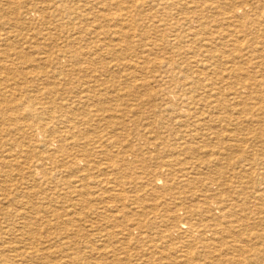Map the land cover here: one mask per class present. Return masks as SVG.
<instances>
[{
  "label": "bare ground",
  "instance_id": "6f19581e",
  "mask_svg": "<svg viewBox=\"0 0 264 264\" xmlns=\"http://www.w3.org/2000/svg\"><path fill=\"white\" fill-rule=\"evenodd\" d=\"M7 1H9V0H7ZM11 1H10V3H11ZM193 2L199 3L198 0H194ZM212 2H213V0L208 1V3H212ZM216 2L218 3L217 5L214 2L215 6L208 8V7H201L202 6L201 4H199L201 6H199V5L188 6V0H29L28 4H24L25 1H22V0H17V1L14 0L12 2L11 6L13 5V3H14V5H21V6H18L12 12L13 14L18 13L15 16H13L17 20L18 23L14 22L13 24H19V25H26L27 24V26H28V25H32L35 23L40 24V25H46V23H50V24H54V25L58 24V26L62 27L64 24H66V23L68 24V22L75 23L77 25L80 33H83L84 35H89L87 39H88L89 43H92V46H90L88 49L83 48L84 46L83 47L77 46L75 44L74 40H72V41L70 40L72 38V37H70V39L68 38L66 41L67 47H65L64 50L61 47H59L58 45L56 48H53V49H50L48 46V47L43 48V50L39 52V54H38L39 56L37 55V57L35 56V57H31V58L27 59L26 53H28V52L22 53L23 50L17 51V48L13 47L14 46L13 42L18 41V40H13V39H9V38H2V40H3L2 44L8 43V42H9V44L6 46L7 47V52L5 53L6 62L0 61V71H4L5 73H9V74L10 73H16V71L19 69V67H22L23 73L25 75L27 74V76H26L27 78L32 77V79L31 78H29V79L34 80V83L37 85V87L38 86L40 87V86L48 83L47 87H44V90L46 89L47 92H43L48 99L50 98V96L53 97L52 95H54L57 92L56 86L60 85V82H58V81L63 80L64 82H66L68 84L71 82V76L73 74L75 75V73H82L81 76H83V74H84L83 78L85 76L87 78L88 77L92 78L93 82L97 83V85H94V87H97V88L99 87V89L96 90L93 88L91 91L90 90L92 87L91 86L89 90L93 93H88L87 95L80 97L81 99H84L83 105H85V107L83 109H81V108H75L74 109L70 106H65V107H63V109H59V111L57 110L60 113L59 117L62 118L59 121V124H62L63 127L62 128L58 127L59 129H55L56 127L52 123V119L50 120L48 118L49 119L48 122H43L42 120L39 119V116L41 115L40 112H42V110L41 111L36 110L37 111L36 112L35 108H34L35 106L33 107L32 105H30L29 104L30 102L28 103L29 105H25L26 104L25 101H22L18 97L16 98L14 96L15 94H12L15 90L12 93H10L12 95H10V96L8 95L9 97L5 96V92L8 91V93H9V91L11 92V90L10 89L5 90V87H2L0 85L1 86L0 87V97H3L2 99H0V123H2V124H0V137L1 136L5 137V136L9 135V138L5 139L4 142L2 144H0V149H3V151L7 152V155L3 158V160H0V161L5 163L6 165H10V166L13 164L16 165L20 162L22 155H27L30 157L31 153L38 149L40 151V154L37 156V158L35 160H33V157H30V158L27 157L28 159L26 161H23L21 164H19V168L23 172H25V178L31 177V176L27 177V174H31L32 170L34 172L38 171L39 169L44 167L45 163L51 162L52 164L55 163L57 165L59 160H61V162L64 164L63 166L70 173L71 172H74V173L86 172L87 173L88 172L87 169H91L92 168L91 166L95 165L94 164L95 163V157L96 156L98 157L97 154L101 153L103 155V157H105V158H108L110 156V154H111L110 152L112 149L111 144H113L112 138H111L112 136L110 137V135L108 136V138L106 137L103 140L98 139L100 141H97V142H95V144H93L91 142V140L95 136L96 132L94 134H92V133H90V130L97 129L98 125L97 126L94 125L95 127H93V129L90 128L91 125L89 123V120L97 119L98 123L101 122L99 124H104L105 126H110L111 124L115 123V121H114L115 117L114 118L111 117L108 120L107 117H105L108 113L113 114L114 110L119 111L118 113L123 118H125V115L133 112V110L136 109L137 106H138L137 107L138 109L141 108V101H142L143 97H145V96L150 99L151 108L149 107V109H150V110H148L149 114H147V115L139 114L137 116L133 115L129 118V120L132 122V125L134 126L132 129L138 130L136 133L138 134L139 137H144L143 133H141V128H142V126L145 127V125H147L151 130L157 131V130H160V129L165 128V127H174L175 124L179 125V124L184 123V122H195L193 128H195V126H197L196 129L201 128V129H205L208 132L207 138H202L204 140L201 141V143H199L200 148L201 149L206 148V149L212 150V147H214L215 145H213V143L211 144L210 142H207L206 140L209 141V139H211L215 135H220L219 133H220L221 129H218L217 126L221 127L222 131H223V130L228 129V127H226V126H228V124H230L229 122H231V121H242V122L244 121V122H247V124H248L247 120H249V119H255L256 118V119H258L257 121H259L260 119L263 120V118H264V94L263 93L257 94V92H258V90H261V91L264 90V61L256 63V62H254V59H252L250 57H248L246 59V61H241V59H240L241 63L234 64L233 68L231 69L232 74H234V76H235V79L233 81L229 82L228 84H225L224 89L216 88V87H214V85H217V84L212 83V85H210L211 86V88H210L211 92L207 90V88H206L207 86L203 82V77H201L199 74L195 75L194 74L195 72H193L190 69L189 70H185V68L183 69V65L185 64V61L183 60V54H185L186 48H187V50L188 49L191 50V48H193L192 45L196 44V41H198V39L200 37L198 35L199 32L203 33V34H206V33L209 34V32H210V34H212V32H211L212 30L210 29L211 27L209 28V25L208 26L206 25V24H209V22L211 20L213 21V24H212V26H213L219 22L218 21L219 18H222V19H224L225 23H228L229 26H237L236 27V28H238L236 31L237 33H239V31H240L243 34H245L246 36H249L253 39L255 38V39H259V40H264V0H217ZM20 7L22 8V11L19 10ZM189 7H193V8H189ZM7 9H9V8H7ZM190 9H194V11H191ZM157 10H162V11H160L161 14L158 13L159 15H161L160 21L166 22L165 31H163V29H162V32H161V40L163 41L162 43H164V50L168 49L169 51L165 52L166 53L165 55H168V56L165 57L164 60L159 61L160 59L158 60V58H157L158 55L155 56L157 59L155 57H153V58H155L156 60L159 61V62H157V64L159 65L158 66V69H159L158 72L161 71L162 73H165V75H162L161 73H158L156 71H149V72L153 73L152 75H148L145 73V71H146L145 68H148V62L150 59L149 56L152 55V54H150V55L149 54H145V55L143 54L146 51L145 50L146 49L145 47L147 46L146 43L145 44L143 43L144 49L143 50L141 49L142 50L141 54H139L140 52L137 54H133V52H132L133 55H136V57H135L136 63L133 65L129 60L128 61H129V63H131L136 68V70L133 71L134 73H131L129 71L132 74V76L134 74L136 77L137 73L140 72L143 74V78H144L143 80L146 84L149 85V84H151V82H156L157 85H160V87L159 88L155 87V89H153V88H150V85L146 86V88H144V93L142 95H140L141 94L140 90H142V89H140V87H139V89H140L139 90L138 88H134V86L132 87L131 85H130L131 88H125L122 86L120 88H117L120 90L122 89L124 91L123 93L122 92L119 93V91L117 92V94L108 92L109 88H111V87L116 88V86H117V85L110 83V81H109V78L114 77L112 75L114 72H113V67L110 66V62H109L110 58L109 57H112V55H113V56H116L118 60H120V59L124 58L125 52H123L124 48L117 47V46H119L118 45L119 42L114 43L115 44V47H114V45H112L113 43L110 44V43L102 41L103 39L100 40L98 38V35L107 33V31H109V28H108L109 25L108 24H112L114 27L119 28L117 33H119L120 35L123 36L122 37L123 41L126 44V48L124 51H129L130 49L132 50L133 49L132 48V40H134L132 38L135 36L134 31H136V24H138V25L142 24L141 28H140L141 32L139 34L140 40H141V37L143 39L148 40V41L150 39H152L151 34L153 35V31H155V30L157 31V29H156L157 27H155L151 24H148L147 21H149V20L152 21L158 16V14H156ZM7 11H9V10H7ZM174 11H176V12H174ZM81 23H88L89 26L80 25ZM195 24H197V25H195ZM219 24L220 23H218V25ZM202 25H204L205 27ZM218 25H216V26L218 27ZM65 28H67V26H65ZM214 28H216V27H214ZM222 28H224V27H222ZM69 29H71V28H69ZM198 30H200V31H198ZM214 30H215V33L217 34L218 30H220V29H214ZM11 31H13V30H11ZM72 31L71 32L69 31V32L70 33L75 32V31L74 32H72ZM103 31H105V32H103ZM61 32L63 33V30ZM38 33L42 34L44 37L45 33H42L40 31H38ZM10 34H11V35H9L10 38L15 37V38L23 39V40H27V38L30 39V37H31V34H29V33L22 35L21 32H18L17 34L11 32ZM110 34H111V32H110ZM49 35H51V34H49ZM116 35H118V34H116ZM232 35H235L236 38L234 40L233 39L230 40V41H232L230 43H232V44L241 43L240 40L242 37L238 38V36H240L239 34H236L234 32V34H231L228 36L230 37ZM62 36H63V34H62ZM204 36H207V35H204ZM122 38H121V40H122ZM206 41H208V40H206ZM152 42H154V41H152ZM227 42H228V40H227V36H226L225 40L221 42V44H223L222 46L227 47L228 46ZM209 43H210V41H209ZM214 43H215V41H214ZM219 44L220 43H218V45ZM54 45L56 46V44H54ZM204 45L205 44H203V46ZM2 46H4V45H2ZM139 46H136L137 50H138ZM149 46H150V44H149ZM156 46L154 45V47H156ZM229 47H230V44H229ZM196 48H198V47H196ZM139 49H140V47H139ZM148 49H149V47H148ZM219 50H221V49H219ZM255 50H257V49H255ZM149 51H150L149 53H152L153 49H151ZM229 51H231V50H229ZM244 51H245V49H244ZM251 51L253 54H262L259 52V50L257 52L254 50H251ZM136 52L137 51H135V53ZM234 52L235 51H233V53ZM127 53H129V52H127ZM153 53H155V52H153ZM206 53H208V51ZM189 55L191 56L192 53ZM104 56H106V57H104ZM129 57H130V55H129ZM108 58H109V60H108ZM233 58H234V56H233ZM112 59L114 60V58H112ZM262 59H264V58H262ZM97 61H100L99 62L100 66L96 65ZM111 62H113V61L111 60ZM29 63H31L30 64L31 68H32L31 70H27L28 68H30V65L28 66ZM113 64H115V62ZM193 64L194 63H192V65ZM207 64H209V63H207ZM17 65H18V67H17ZM44 65H49V67H50L49 73H37V72H35V68H41V67H44ZM229 65H230V63H229ZM128 66L130 67V64H128ZM133 66L131 69H133ZM204 67H205V65H204ZM209 67H212V65ZM198 68L200 69V67H198ZM226 68H224V69H226ZM252 68L256 69V73L259 74L261 78H259V75L258 76L254 75ZM127 69H129V68H127ZM216 69H219V68H216ZM122 70H124V69H122ZM147 70H149V68ZM33 73H36V74H33ZM50 73H52V74L59 73L57 75H59V77L62 75L63 78H53L52 74H50ZM32 74H33V76H31ZM261 75H263V76H261ZM132 76H131V78H132ZM225 76H229V75H227L225 73ZM230 77H232V76H230ZM133 78H134V76H133ZM150 78H152V79H150ZM136 79L137 78H134V80H136ZM124 80H126V78ZM225 80H227V79H225ZM136 81H138V80H136ZM133 82H135V81H133ZM10 84H12V83H10ZM130 84H131V82H130ZM123 85H126V84H123ZM26 88H24V89H26ZM114 91H116V90H114ZM57 94H58V92H57ZM21 95H23V94H21ZM21 95L19 97H21ZM126 95L128 96V99L132 98V100L137 101V103H134L133 101H131L129 99L131 102H133L132 104L126 103L123 108H118L117 104H121L125 100ZM58 96H59V94H58ZM72 98H75V97H72ZM72 98H69L67 101L68 102L71 101ZM34 99H35V96H34ZM59 99H61V98H59ZM55 102H56V100H55ZM60 102H62V101L60 100ZM60 102L58 101V103H60ZM235 102H237V104H235ZM43 103H44V101H43ZM70 103L72 105L73 101ZM115 103H116V106H113ZM144 103H146V102H144ZM231 103H234L235 105L234 104L231 105ZM44 106H45V104H44ZM41 107H43V106H41ZM74 107H76V106L74 105ZM52 110H53V108H52ZM38 112L40 114H38ZM20 113L32 116L33 119L35 118L34 122H38V121H40V122H38V123H33V122L29 123L28 122L27 123L26 121L24 122V120L22 122H19V121H17V117L19 116ZM48 113H50V112L48 111ZM48 116H49V114H48ZM109 117H110V115H109ZM72 118H73V120H71ZM74 119H79L80 124L76 125V122L74 121ZM119 120H120V125H121V122L123 120H121V119H119ZM125 120H126V118H125ZM15 121L18 122V124ZM110 121H112L111 124H109ZM12 122H14V124H13L14 127L11 125ZM55 122H56V120H55ZM223 122H226V123L228 122V124H224ZM217 123H219V124L223 123V124L218 125ZM258 123H260V122H258ZM4 124H8L9 126L3 127ZM215 124H216V126H215ZM260 125H262V124H260ZM232 128H233V126H232ZM123 129H124V134L129 135L130 128L128 127L127 124L124 123ZM146 129H147V127H146ZM244 129L248 130V131H252L254 129V127L252 125L244 126ZM256 129H258V128H256ZM261 129H262V127H261ZM230 132H228V133H230ZM100 133H99V135H100ZM147 133H149V132H147ZM118 134H119V132H118ZM158 134H159V132H158ZM158 134L156 137L158 142L146 143L145 146H139L138 145V146L134 147L135 150L140 151L142 153L143 152L148 153V155H150V156H152V154H151L152 152H154V155H156V153L158 155V152L160 153V151L162 150V146L167 147L164 144V142H162V136H159ZM257 134H259V133H257ZM259 135H263V133H261ZM27 137L30 138V142L26 143L24 139H27ZM201 137H204V136H201ZM141 139H143L144 142H151V140H148V141L145 140L147 138H141ZM214 141H215V139H214ZM224 141H227V140H224ZM139 142H141V140H139ZM114 144H115V141H114ZM134 145H135L134 142H130L127 145V147L130 148V147H133ZM124 147H126V145H122L121 153L122 152L124 153L126 151V149ZM168 147H172L175 149V146H172V145H170ZM198 149L193 144L189 145L188 143H185V151L189 150L191 152H197ZM220 149H222V151H224V150L225 151H233V152L237 151L240 153H246L247 152V150H246L247 146L245 147V145H243L242 143H239V142L232 143L231 141L229 144L225 143L222 147H220ZM118 150H119V148H118ZM255 150L259 151V149H257V147H251V152H254ZM206 151H208V150H206ZM216 151H218V150L216 149ZM209 154H211V153H209ZM263 154H264V152H263ZM242 155H241L240 159H244L243 161H249L250 160L249 158L245 157L244 155L242 156ZM261 158L262 157H260V156L257 157V159L254 157V160L253 159L252 160L257 161L259 159L261 160ZM29 159H31L32 162H28ZM200 159H202V158H200ZM106 162L107 161H105V163ZM202 162L204 163L205 161H202ZM238 162H239L238 160L235 161V163H238ZM205 163L210 165V161L208 159H207V162H205ZM24 164H26L27 167H25ZM106 164H108V163H106ZM103 165H105V164H103ZM176 165H178V164H176ZM221 165L222 164L219 161L216 164L214 170L221 171L223 168V167H221ZM121 166H122L121 167L122 168L121 173L124 175V172L127 171L126 169L128 168V166H127V168H124L123 165H121ZM144 166L146 169L149 168L146 164ZM52 167H54V166H52ZM89 167H91V168H89ZM106 169H108V168H106ZM129 169H131V168H129ZM166 170L167 169H163V172ZM253 171H255V170H253ZM195 172H196V170H195ZM205 172H206V170H205ZM242 172H243V170H242ZM167 174H168V172H167ZM176 175L177 174H175V176ZM181 175L182 174H180V176ZM225 175H228V174L226 173ZM57 177H59V176H57ZM160 177L157 179H159V180L162 179V175ZM88 178H89V174H88ZM237 178H238V176H237ZM77 179H79V178H77ZM142 179L144 180V178H142ZM232 179H233V177H232ZM246 179H247V177H246ZM243 180H245V179L243 178ZM103 181H106V178H104ZM221 183L222 182H216L213 180V182H211L210 185L207 186V188L205 190L204 197L201 200V202L191 200V199L189 202H187L188 197L173 196L174 198H171L170 203L162 204L160 201L159 205H156V206L153 205L152 207H146L145 206L143 209V212L146 215L149 212H151L152 210H154V211L158 210L159 211V214H160L159 216L161 217V221H162V224H160V225H163L165 227V229L161 230L160 227L163 228L162 226L153 225V227H151L150 229L147 228V230H145V227L144 228L143 227H137V228H135V230L134 229L131 230L130 229L131 226H130L129 229H125L128 231V234H130L129 237H127L126 239H129V242L134 241L132 243H134L133 246H135L136 248H140L138 245L140 242L142 243L143 241H144V243L146 241H149V243H150L149 247L156 248L158 245L156 242L157 240L162 241V242L163 241L166 242L165 240L172 241L173 239H181L182 240V238L185 235H187V236H189V238L190 237H193V238L196 237V239L201 241V242H204V243L207 242L208 247H209L208 249L211 250L212 244H214V242H215L214 237L220 236V239L227 241L228 240L227 236H228L230 238L232 237V239H233V241L230 242L231 244L228 246V248H230V250H232L236 253H240L238 258H235V254H232V256L227 255V260H229L232 264H256V263L257 264H264V190L261 189L260 184L253 182L252 186L249 189H247L246 192L240 193V195L239 194L238 195L237 194H235V195L231 194L230 195L229 193H227V191L225 193H224V191H221V192L219 191L218 187ZM156 184L166 185V182L165 183L164 182H156ZM175 185H177V184H175ZM203 188H204V186H203ZM151 189H153V188H151ZM217 189H218V191H217ZM85 190H87V189H85ZM167 190H174V188L172 189V186H167ZM189 190H187V191H189ZM192 190H193V188H192ZM98 191H100V190H98ZM190 192L191 191H189V193ZM173 193L174 192H172V194ZM116 194H117V192H116ZM196 197H197V195H196ZM138 198H140V197H138ZM160 198L164 199V196L161 195ZM117 199H118V197H117ZM121 199H123V197ZM86 201H88V200L82 197L80 199L78 198L73 203V207L78 208V211L76 210V215L77 214L79 215L80 209H82V210L85 209L84 204H86ZM42 202H43V200H42ZM169 204H173L174 206L170 207ZM71 207H72V205H71ZM68 208H70V206ZM68 208H67V211L71 209V208L70 209H68ZM74 211H75V209H74ZM106 211H108V210H106ZM63 212H62V214H63ZM85 212H86V210H85ZM65 213L67 214V212H64V215H65ZM108 213H110V212H108ZM76 215L73 212L71 213V211H70V213H68L65 218L63 217V215L61 218V215H59V213H57L56 216H57L58 220L55 222L56 224L49 223L48 228L52 229V228L56 227L59 233L68 232V230H70L69 227L75 226V223L78 221V220H76V222H75V220H74ZM141 215H143L142 212H141ZM41 219H42V217H41ZM153 219H156V218H153ZM26 225H27V222H25V226ZM115 225H117V223ZM63 226L65 228L68 226L65 231H61V227H63ZM45 227H47V226H45ZM115 227L113 226L114 229H115ZM42 230H44V229H42ZM100 230L102 231V227ZM100 230H97V231L95 230V231L98 232ZM111 230H110V232H111ZM122 230H123V228H122ZM83 232L84 231H82V232L77 231L76 233H73L74 235L72 236L73 237L72 240H71V238L69 239V240H71V242H68L67 243L68 246H66V247L72 249V251L74 250V252L76 254L75 261H77V262L80 261L81 257H82V253H80L82 251L81 250L82 249L81 248L82 242L79 245L75 241V238H76V240H78L80 238L79 233H82V235H83ZM96 232H93L92 234H94ZM133 232H134V234L137 233L139 235H137L136 237L131 236L133 234ZM154 233H156L160 238L157 239L156 235H152ZM86 234H88V233H86ZM110 234L114 235V234H112V232ZM229 234H232V235H229ZM107 237L106 238L104 237V238L107 240ZM83 238H85V237H83ZM85 239H88V238H85ZM197 240H195L194 242H196ZM240 242L243 244H241ZM108 243H110V242H108ZM89 244H91V243H89ZM255 244H259V245H255ZM129 245H131V244H129ZM196 245H198V244H196ZM225 245H228V244H225ZM34 246L35 245H33V247ZM105 246H106V244H105ZM160 246H161V243H160ZM174 246H176V245H174ZM193 246H195V245H193ZM60 247L62 249L65 246H64V244H60ZM171 247H173V246H171V244H170V248ZM134 248H133V250H135ZM161 248H162V246H161ZM186 248H187V246H186ZM219 248H220V246H219ZM221 248H222V246H221ZM90 249H91V247H90ZM94 249H96V248H94ZM107 249L108 248L106 247L105 250L107 251ZM147 249H149V248H147ZM158 249H159V247H158ZM168 250H170V249H168ZM186 250L180 251L181 254L176 256V258H174V259H171L172 257L169 260L166 258H163L166 261L157 260L153 256V254L149 253L148 254L149 256H147L148 261L144 260V262L139 263V264H148V263L149 264H194L195 263L196 264V262H197L196 260L198 258L196 259L195 256H192L191 253L187 252L188 250L187 251ZM217 250H215V251L217 252ZM144 251H146V249ZM191 251H192V249H191ZM232 251H230V253H232ZM165 252L166 251H164V253ZM170 252L168 251V253H170ZM246 252H249V254H246ZM259 252L262 253V255L259 256ZM35 253H36V250L31 252V254H32L31 259L33 261L38 260V253L37 254H35ZM98 253H99V251H98ZM102 253H104V252H102ZM144 253L146 255V252H144ZM78 254L81 255V257H79ZM99 255H101V253H99ZM109 255H110V253H109ZM199 255H200V253H199ZM204 255H205V253H204ZM208 255H209V253H208ZM101 256H98V257L100 258ZM162 256H163V253H162ZM172 256H173V253H172ZM23 257H25V255H23ZM39 257H41V256L39 255ZM102 257L106 258V256H104V255ZM194 257L196 260L194 259ZM83 259H85V257ZM44 260H45V258H44ZM0 261L3 262V264H5V262H8L10 260L6 258V256L3 254V252H0ZM41 261H43V259ZM138 262H141V261H138ZM164 262H166V263H164ZM89 263L90 264H98V263L90 262V261H89ZM119 263L122 264L123 262L120 261ZM20 264H22V263H20ZM32 264H34V263H32ZM100 264H113V263H110L109 261H107L106 259L103 258V261H101ZM203 264H205V263H203Z\"/></svg>",
  "mask_w": 264,
  "mask_h": 264
},
{
  "label": "rangeland",
  "instance_id": "374dc122",
  "mask_svg": "<svg viewBox=\"0 0 264 264\" xmlns=\"http://www.w3.org/2000/svg\"><path fill=\"white\" fill-rule=\"evenodd\" d=\"M10 1L11 0H9V1L0 0V49H1L0 50V61L6 62V60H5V53L7 52L6 46L9 44V42L2 44L3 43L2 38H9V39H13V40H18V41L13 42V45H14L13 47H16L17 51L23 50L22 53L28 52V53H26L27 59L31 58V57H35V56L37 57L39 52L42 51L43 48L48 47V46L50 49H53V48H56L58 45L59 47H61L64 50L65 47H67L66 41L68 38L70 39V37H72L70 40L71 41L74 40L75 44L77 46H81V47L84 46L83 48H86V49H88L90 46H92V43H89V41L87 39L89 35H84L83 33H80L78 30V27L75 23L68 22V24L66 23L62 27L58 26V24L54 25V24H50V23H46V25H40V24L35 23L32 25H28V26H27V24L26 25L13 24L14 22L18 23L17 20L13 17L18 13L13 14L12 12L15 8H17L18 6H21V5H14V3H13V5L11 6V4L14 0H12L11 3H10ZM22 1H25L24 4L29 3V0H22ZM193 1L188 0V6H197V5L201 4L202 6L201 5H199V6L210 8V7H214L215 3H216V5L218 4L216 2L217 0L216 1L213 0L212 3H208L209 0H198L199 3H194ZM7 8H9V9H7ZM189 8H193V7H189ZM7 10H9V11H7ZM19 10L22 11V8L20 7ZM190 10L194 11V9H190ZM160 11H162V10H157L156 14H158V13L161 14ZM174 12H176V11H174ZM160 17H161V15L158 14V16L154 20L147 21L148 24H151V25L157 27L156 29L158 31V32L156 30L153 31V35L151 34L152 39H150L149 41L146 39H143L142 37L140 40L139 34L141 32L140 28H141L142 24L141 25L136 24V31L133 30L135 33V36L132 38V39H134V40H132V48L134 49V50L132 49L133 51L131 49L129 51H124L126 48V44L123 41V38H122L123 36L120 35L119 33H117L119 28L114 27L112 24H108L110 27L108 26L109 31H107V33L98 35V38L100 40L103 39L102 41H104V42H107L110 44L113 43L112 45H114V47H115L114 43L119 42L118 43L119 46H117V47L124 48L123 52H125V56L123 59L118 60L117 57L113 56V55H112V57H109L110 60L108 58V60L110 62V66L113 67V72H114L112 74L114 77L109 78V81H110V83L117 85L116 88L115 87L109 88L108 92L117 94V92L119 91V93H121V92L123 93L124 91L122 89L120 90L117 88H120L121 86L125 87V88H131V86L132 87L134 86V88L139 89V87H140V89H142V90L139 89L141 91L140 95H142L144 93V88H146V86L150 85V88H153V89H155V87L156 88L160 87V85H157L156 82H151V84H149V85L146 84L143 80L144 79L143 74L140 72L137 73L136 77L133 74L134 78H137L136 80H138V81L134 80V78L131 74V73H134L133 71L136 70V68L133 66L136 63V61H135L136 55H133V54H137L139 52H140L139 54H141L142 50L144 49L145 43L147 44V46L145 47L146 51L143 54L144 55L145 54H149V55L152 54L153 55V56L152 55L149 56V58H150L149 62H148L149 70H147L148 68H145L146 74H148V75L153 74L149 71L158 72V70H159L158 66L159 65L157 64V62L164 60L165 57L168 56V55H165L166 54L165 52H168L169 50L168 49L164 50V43H162L163 41L161 40V32H162V29H163V31H165L166 22L160 21ZM218 21H219L218 23H220L219 25H218V23L216 24V25H218V27L216 25L212 26V24H213L212 20L209 22V24H206L207 26L209 25V28L211 27L210 29L212 30L211 31L212 34H210V32H209V34L208 33L203 34V33L199 32L198 35L200 37H199L198 41H196V44L192 45V47L194 49L191 48V50L190 49L187 50V48H186L185 54H183V60L185 61V64L183 65V69L184 68H185V70L190 69L193 72H195L194 73L195 75L199 74L201 77H203V82L206 84V86H207L206 88L208 91L211 90L210 85H212V83L217 84V85L213 84L214 87L224 89L225 84H228L229 82H231L235 79V76H234V74H232V70H231L233 68L234 64L241 63V61H246V59L248 57L254 59V62H256V63L264 61V59H262V58H264V52H263L264 51V43H263L264 40H259V39H255V38L253 39L249 36H246L245 34H243L240 31H239V33H237L236 32L238 29V28H236L237 26H229L228 23H225L224 19H222V18H219ZM80 25L89 26L88 23H81ZM195 25H197V24H195ZM65 26H67V28H65ZM202 26H204V25H202ZM214 27H216V28H214ZM222 27H224V28H222ZM69 28H71V29H69ZM214 29H220V30H218V32L216 34ZM11 30H13V31H11ZM62 30H63V33L61 32ZM38 31L45 33L47 36L44 34V37H43V35L39 34ZM69 31L70 32L75 31L76 33L75 32L70 33ZM198 31H200V30H198ZM11 32L16 33V34L18 32H21L22 35L29 33V34H31V37H30V39L27 38V40L15 38V37L10 38L9 35H11L10 34ZM103 32H105V31H103ZM110 32H111V34H110ZM234 32L236 34L240 35V36H238V38L242 37L241 40L239 39L241 43H239V44L230 43V42H232L230 40H232V39L234 40L236 38V36L232 35L229 37L228 35L234 34ZM61 33L63 34V36ZM49 34H51V35H49ZM116 34H118V35H116ZM204 35H207V36H204ZM226 36H227V40H228V42H227L228 46L223 47L222 46L223 44H221V42L225 40ZM121 38H122V40H121ZM206 40H208V41H206ZM152 41H154V42H152ZM209 41H210V43H209ZM214 41H215V43H214ZM218 43H220V44L218 45ZM54 44H56V46ZM149 44H150V46H149ZM203 44H205V45L203 46ZM229 44H230V47H229ZM2 45H4V46H2ZM154 45L155 46L157 45V46L154 47ZM136 46H139L140 49L138 47V50H137ZM148 47H149V49H148ZM196 47H198V48H196ZM254 48L257 50H255ZM151 49H153V51H152V53H149L150 52L149 50H151ZM219 49H221V50H219ZM235 49L236 50L238 49V50L236 51ZM244 49H245V51H244ZM229 50H231V51H229ZM251 50H254L256 52L259 50V52L262 54H253ZM135 51H137V52L135 53ZM207 51H208V53H206ZM233 51H235V52L233 53ZM127 52H129V53H127ZM132 52H133V54H132ZM153 52H155V53H153ZM191 53H192V55L190 56L189 54H191ZM129 55H130V57H129ZM157 55H158V57H157L158 60L160 59L159 61L156 60L157 58L155 56H157ZM233 56H234V58H233ZM104 57H106V56H104ZM153 57H155L156 59ZM112 58H114V60ZM240 59H241V61H240ZM111 60L113 62H111ZM128 60L133 65L131 63H129ZM204 61L205 62L207 61V62L205 63ZM99 62L100 61L96 62L97 66H100ZM114 62H115V64H113ZM192 63H194V64L192 65ZM207 63H209V64H207ZM229 63H230V65H229ZM30 64L31 63H29L28 66ZM128 64H130V67L128 66ZM204 65H205V67H204ZM211 65L213 68L209 67ZM132 66H133V69H131ZM17 67H18V65H17ZM198 67H200V69ZM127 68H129V69H127ZM216 68H219V69H216ZM224 68H226V69H224ZM31 69L32 68L30 65V68H28L27 70H31ZM122 69H124V70L126 69V70L124 71ZM252 69H253L252 71H253L254 75L258 76L259 74L256 73V69L255 68H252ZM17 71H16V73H10V74L5 73L4 71H0V81H1L0 85L2 87H5V90H8V89L11 90V92L9 91V93H8V91H6L5 96H8V95L10 96L12 94H15L14 96L16 98L18 97L22 101H25V103H26L25 105L30 104L33 107L35 106L34 107L35 111L36 110H38V111L42 110V112H40L41 115L39 116V119L42 120L43 122H48L49 119L50 120L52 119V123L56 127L55 129H59V128L63 127L62 124H59V121L62 119L61 117H59V115H60V113L58 112L59 109H63V107H65V106H70L74 109L75 108L83 109L85 107V105H83L84 99H81L80 97L87 95L88 93H93V92H91L93 88L96 90L99 89V87L98 88L94 87V85H97V83H94L92 78H90V77L87 78L86 76L83 78L84 74H83V76H81L82 73H75V75L73 74L71 76V82L68 84L66 82H64L63 80L58 81V82H60V85L56 86V91L58 92L59 96L61 95L60 97L58 96V94L56 92L54 95H52L54 98L49 95L50 98L48 99L46 97V95L43 93V92H47L46 89L44 90V87H47L48 83L45 85H42L40 87L39 86L37 87V85L34 83V80H31L32 77H28V78L26 77L27 74L25 75L23 73L22 67H19V69ZM35 72H37V73H49L50 67H49V65H44V67L35 68ZM158 73L165 75V73H162L161 71ZM225 73L229 76H225ZM33 74H36V73H33ZM33 74L31 76H33ZM50 74H52V73H50ZM57 74H59V73L52 74L53 78H63L62 75H61L62 77L61 76L59 77V75H57ZM131 76H132V78H131ZM230 76H232V77H230ZM261 76H263V75H261ZM29 78H31V79H29ZM125 78H126V80H124ZM259 78H261L260 75H259ZM150 79H152V78H150ZM225 79H227V80H225ZM133 81H135V82H133ZM130 82H131V84H130ZM10 83H12V84H10ZM123 84H126V85H123ZM90 87H91V89H90ZM24 88H26L27 90ZM114 90H116V91H114ZM10 93H12V94H10ZM258 93L264 94V90H262V91L258 90L257 94ZM21 94H23V95H21ZM20 95H21V97H19ZM34 96H35V99H34ZM71 96L75 97L76 99L72 98ZM2 98L3 97H0V99H2ZM59 98H61V99H59ZM69 98H72V100L68 102L67 100ZM129 99L131 101H133L134 103H137V101L132 100V98H129ZM129 99H128V96L126 95L125 100L121 104H117V107L123 108L126 103L132 104L133 102H131ZM55 100L57 103L55 102ZM60 100L62 102H60ZM43 101H44V103H43ZM58 101L60 103H58ZM72 101H73V104L71 105L70 102H72ZM144 102H146V103H144ZM44 104H45V106H44ZM233 104L234 103H231V105H233ZM235 104H237V102H235ZM74 105L76 107H74ZM41 106H43V107H41ZM113 106H116V103ZM137 107H136L137 110L134 109L133 112L128 113L129 115L128 114L125 115L126 120H125V118H123L118 113L119 111L114 110L113 114L108 113L105 116V117H107L108 120L111 117L112 118L115 117L114 118L115 123L111 124L112 121H110L109 122V124H111L110 126H105L104 124H99L101 122L98 123L97 119L89 120V123L91 125L90 128L93 129V127L98 125L97 129L90 130V133H92V134H94L96 132V134L92 138L91 142L93 144H95V142L103 140L106 137L108 138V136L110 135V137L112 136L111 138H112L113 144H111L112 149L110 152L111 153L110 156L108 158H105V157H103V155L101 153L97 154L98 157L97 156L95 157V163H94L95 165H92L91 166L92 168L89 167L91 169H87V171H88L87 173L86 172H84V173H82V172H80V173L71 172L70 173L63 166L64 164L61 162V160H59L57 165L55 163L52 164L51 162L45 163L44 167H42L38 171L34 172L32 170L31 174H27V177H29V176H31V177L25 178V172H23L19 168V164H21L23 161H26L28 159L27 157H29V156L22 155L21 156L22 158L20 157L21 158L20 162L16 165L13 164L11 166L6 165L5 163L0 161V252H3V254L6 256V258L10 260L8 262H5V264H20V263H22V264H32V263H34V264H82V263L83 264H85V263L90 264L89 261L100 264V262L103 261V258L106 259L107 261H109L110 263H113V264H120L119 263L120 261L123 262L122 264H124V263L125 264H139V263L144 262V260L148 261L147 256H149L148 255L149 253L153 254V256L157 260L166 261L163 258H166L169 260L172 257L171 259H174V258H176V256L181 254L180 251H185L186 249L188 250V251L187 250L186 251L190 252L192 256L196 257V259L198 258L196 260L194 257V259L197 261V262L195 261L196 264H199V263L200 264H203V263H205V264H232L229 260H227V255L232 256V254H235V258L239 257L240 253H236V252L230 250V248H228V246L231 244L230 242L233 241L232 237L230 238L228 236H227V238H228L227 241L220 239V236L214 237L215 242H214V244H212V248H211L212 251L210 249H208L209 247H208L207 242L206 243L201 242V241L197 240L196 237H194V238L190 237L189 238V236H187V235H185L182 238V240L181 239H173L172 241L165 240L166 242H164V241L162 242V241L157 240L156 242L158 245L156 248L149 247V244H150L149 241H146L145 243L143 241L142 243L140 242L139 245L137 244L140 248H136L135 246H133L134 243H132L134 241L129 242V239H126L127 237H129L130 234H128V231L125 229H129V227L131 226L130 227L131 230H133V229L135 230V228H137V227H143V228L145 227V230H147V228L150 229L151 227H153V225L162 226L163 228L160 227L161 230L165 229V227L163 225H160V224H162V221H161V217L159 216L160 215L159 211L158 210H155V211L152 210L151 212H149L146 215L143 212L144 207L145 206L146 207H152L153 205L154 206L159 205L160 201L162 204L170 203L171 198H174L173 196L188 197L187 202H189L190 199L201 202V200L204 197L205 190H206L207 186H209L210 183L213 182V180L216 182H222L218 187L219 191L220 192L224 191V193L227 191V193H229L230 195L231 194H233V195L239 194L240 195V193L246 192V190L252 186L253 182L260 184L261 189L264 190V181H263L264 180V154H263V152H264V146H263L264 145V124H263L264 118H263V120L260 119L259 121H257L258 119H256V118L255 119H249V120H247L248 124H247V122H244V121L243 122L242 121H231V122H229L231 125L228 124V122L227 123L223 122L224 124H228V126H226V127H228V129L222 131V128L217 126L218 129H221L220 133H219L220 135H215L214 137L209 139V141L206 140L207 142H210L211 144L213 143V145H215L214 147H212V150H211V149H206V148H204V149L200 148L199 143H201V141L204 140L202 138H207L208 132L205 129H201V128L196 129L197 126H195V128H193L195 122H184V123H181L179 125L175 124L174 127H165V128L160 129V130H157L159 132V134L157 131L151 130L147 125H145V127H143L141 125L142 126L141 133H143L144 137H139L138 134L136 133L138 130L132 129L134 126L132 125V122L129 120V118L133 115L137 116L139 114H141V115L149 114V111H148V110H150L149 107L151 108L150 99L146 96L143 97V99L141 101V108L138 109ZM52 108H53V110H52ZM48 111L50 113H48ZM40 113L38 112V114H40ZM48 114L50 117L48 116ZM109 115H110V117H109ZM31 117L32 116H30V115L20 113L19 116L17 117V121L22 122L24 120V122L26 121L27 123L28 122L29 123L40 122V121L34 122L35 118L33 119V117L32 118ZM119 119L123 120L121 122V125H120ZM55 120L57 123L55 122ZM71 120H73V118ZM74 121L76 122V125L80 124L79 119H74ZM258 122H260V123H258ZM16 123L18 124V122H16ZM124 123L127 124L128 127L130 128L129 135L124 134V129H123ZM223 123H220V124L217 123V124L221 125ZM0 124H2V123H0ZM13 124H14V122H12V124H11L14 127ZM260 124H262V125H260ZM250 125H252L254 127V129L252 131H248V130L244 129V126H250ZM8 126H9L8 124L3 125V127H8ZM215 126H216V124H215ZM232 126L236 131L232 128ZM260 126L262 127V129ZM146 127H147V129H146ZM256 128H258V129H256ZM98 132L100 133V135ZM118 132H119V134H118ZM147 132H149V133H147ZM228 132H230V133H228ZM256 132L259 134L263 133V135H259ZM157 134L159 136H162V142H164V144L167 146V147L162 146V150L160 151V153L158 152V155H157V153H156V155H154V152H152L151 153L152 156H150V155H148V153H145V152L142 153L140 151L135 150L134 147H136L138 145L139 146H145L146 143L158 142L156 139ZM201 136H204V137H201ZM2 137L3 136L0 137V142H1L0 144H2L5 139L9 138V135L5 136L3 138ZM141 138H147L145 140H147V141L151 140V142H144V140ZM98 139H100V140H98ZM214 139H215V141H214ZM223 139L227 140V141H224ZM24 140L26 143L30 142L29 137H27V139H24ZM139 140H141V142H139ZM114 141H115V144H114ZM230 141L232 143L239 142V143H242L243 145H245V147L247 146V149H246L247 152L246 153H240V152L235 151L236 152L235 153L233 151H225V150L222 151V149H220V147H222L225 143L229 144ZM130 142H134L135 145L133 147L128 148L127 145ZM185 143H188L189 145L190 144L195 145V147L197 149L199 148L198 149L199 151L198 150H197V152H191L189 150L185 151ZM122 145H126V147H124L126 149V151L124 153L123 152L121 153ZM170 145L175 146V149L172 147H168ZM251 147H257V149H259V151L255 150L254 152H251ZM118 148H119V150H118ZM216 149L218 151H216ZM206 150H208V151H206ZM2 151H3V149H0V160H3V158L7 155V152H5V151L2 152ZM209 153H211V154H209ZM39 154H40V151L37 149L31 153L30 157H33V160H35ZM242 154L245 157L249 158L250 160L249 161H243L244 159H240ZM259 156L262 157L261 160L260 159L257 160L258 162L253 161L254 157L257 159V157H259ZM200 158H202V159H200ZM207 159L210 161V165L205 163V162H207ZM236 160H238L239 162L235 163ZM105 161H107L106 163H108V164H106ZM202 161H205V162L203 163ZM219 161L221 162V164H222L221 167H223V168L221 171H216V170H214V168ZM28 162H32L31 159H29ZM103 164H105V165H103ZM145 164L149 167L148 168L149 170L145 168V166H144ZM176 164H178V165H176ZM121 165H123L124 168H127V166H128V168L126 169L127 171L124 172V175L121 173L122 172L121 171L122 170ZM24 166L27 167L26 164H24ZM52 166H54V167H52ZM106 168H108V169H106ZM129 168H131V169H129ZM163 169H167V170L163 172ZM194 169L196 170V172ZM205 170H206V172H205ZM242 170H243V172H242ZM253 170H255V171H253ZM167 172H168V174H167ZM226 173L228 175H225ZM88 174H89V178H88ZM175 174H177V175L175 176ZM180 174H182V175L180 176ZM161 175H162V179H160V180L157 179ZM57 176H59V177H57ZM237 176H238V178H237ZM232 177H233V179H232ZM242 177L245 180H243ZM246 177H247V179H246ZM77 178H79V179H77ZM104 178H106V181H103ZM142 178H144V180ZM156 182H164V183L166 182V185L156 184ZM175 184H177V185H175ZM167 186H172V189L174 188V190H167ZM203 186H204V188H203ZM151 188H153V189H151ZM192 188H193V190H192ZM85 189H87V190H85ZM186 189L187 190L190 189L189 191H191V192L189 193V191H187ZM218 189H217V191H218ZM98 190H100V191H98ZM116 192H117V194H116ZM172 192H174V193L172 194ZM161 195L164 196V199L166 201L163 198H160ZM196 195H197V197H196ZM82 197L87 199L88 201H86V204H84V208H85V209H83L84 211L82 209H80V211H79L80 216H79L78 214L76 215V210L78 211V208L73 207V203L78 198L80 199ZM117 197H118V199H117ZM122 197H123V199H121ZM138 197H140V198H138ZM42 200H43V202H42ZM71 205L73 208L71 207ZM69 206L71 209L68 208ZM169 206L173 207L174 205L169 204ZM67 208L70 210L67 211ZM74 209H75V211H74ZM85 210H86V212H85ZM106 210H108V211H106ZM63 211L67 212V214L70 213V211H71V213L73 212L76 215L74 220H75V222H76V220H78V221L75 223V226H73V227L70 226L69 227L70 230H68V232H65V233H59L56 227L49 229L48 228L49 223L56 224L55 222L58 220L57 216H56L57 213H59V215H61V218H62V215L64 218L67 216L66 213L64 215ZM62 212H63V214H62ZM108 212H110V213H108ZM141 212L143 213V215H141ZM41 217H42V219H41ZM153 218H156V219H153ZM25 222H27L26 226H25ZM116 223L118 226L115 225ZM45 226H47V227H45ZM113 226L114 227L116 226L115 229L113 228ZM67 227L66 228L64 226L61 227V231H65L67 229ZM101 227H102V231L100 230ZM122 228H123V230H122ZM42 229H44V230H42ZM95 230L96 231L100 230V231L96 232ZM110 230H111L112 234H114V235L110 234L111 233ZM77 231H81V232L84 231L83 235H82V233H79L80 235L78 234L80 238L78 240H76V238H75V241L79 245L82 242V244H81V248H82L81 250L82 251L80 253H82L83 258L85 257V259H83L81 257V255L78 254V256L81 257V260L78 262L75 261L76 254H75L74 250L72 251V249L66 247V246H68L67 243L71 242V240L73 238L72 236L74 235L73 233H76ZM93 232H96V233L92 234ZM86 233H88V234H86ZM137 235H139V234H137V233L134 234V232H133V234L131 236L136 237ZM152 235H156L157 239L160 238L156 233H154ZM229 235H232V234H229ZM103 236L105 238L108 236L107 240ZM83 237L88 238V239H85ZM70 238H71V240H69ZM195 240H197V241L194 242ZM158 241L161 243L162 248H161L160 243ZM108 242H110V243H108ZM89 243H91V244H89ZM60 244H64L65 247L61 249ZM105 244H106V246H105ZM129 244H131L132 246ZM170 244L174 248L171 247L172 248L171 249ZM196 244H198V245H196ZM225 244H228V245H225ZM241 244H243V243H241ZM33 245H35V246L33 247ZM174 245H176V246H174ZM193 245H195V246H193ZM255 245H259V244H255ZM186 246H187V248H186ZM219 246H220V248H219ZM221 246H222V248H221ZM90 247H91V249H90ZM106 247L108 248L107 251L105 250ZM158 247H159V249H158ZM94 248H96V249H94ZM133 248L135 250H133ZM147 248H149V249H147ZM145 249H146V251H144ZM166 249L167 250L170 249L168 251L169 252L171 251V252L168 253V251ZM191 249H192V251H191ZM35 250H36L35 254L38 253V260L37 261H33L31 259V255H32L31 252H33ZM215 250H217V252ZM98 251H99V253H101L102 256L103 255L106 256V258L99 255ZM143 251L146 252V255ZM164 251H166L167 253L166 252L164 253ZM230 251H232V253H230ZM102 252H104V253H102ZM108 252L110 253V255ZM162 253H163V256H162ZM172 253H173V256H172ZM199 253H200V255H199ZM204 253H205V255H204ZM208 253H209V255H208ZM246 254H249V252H246ZM23 255H25V257H23ZM39 255L41 257H39ZM260 255H262V253L259 252V256ZM98 256H101V257L99 258ZM43 257L45 258V260ZM207 258L208 259L210 258L209 259L210 261ZM40 259L41 260L43 259V261H41ZM138 261H141V262H138ZM164 263H166V262H164ZM0 264H3V262L0 261Z\"/></svg>",
  "mask_w": 264,
  "mask_h": 264
}]
</instances>
